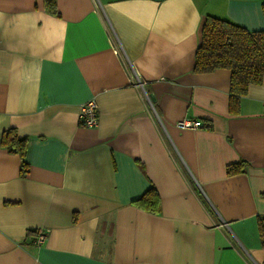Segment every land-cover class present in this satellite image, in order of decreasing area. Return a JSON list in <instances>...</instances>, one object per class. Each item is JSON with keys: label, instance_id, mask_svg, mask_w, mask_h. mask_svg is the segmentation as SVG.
Instances as JSON below:
<instances>
[{"label": "crops", "instance_id": "obj_1", "mask_svg": "<svg viewBox=\"0 0 264 264\" xmlns=\"http://www.w3.org/2000/svg\"><path fill=\"white\" fill-rule=\"evenodd\" d=\"M262 5L0 0V136H26L29 164L0 146V264H264V77L231 114L230 70H192L205 15L264 29ZM151 184L159 213L131 203Z\"/></svg>", "mask_w": 264, "mask_h": 264}, {"label": "trees", "instance_id": "obj_2", "mask_svg": "<svg viewBox=\"0 0 264 264\" xmlns=\"http://www.w3.org/2000/svg\"><path fill=\"white\" fill-rule=\"evenodd\" d=\"M43 7L47 12L59 15L56 0H43ZM199 34L192 70L210 72L216 68L229 69L228 111L237 114L248 85L258 84L264 77V29L249 30L232 20L205 15ZM0 146L19 156L20 175H26L29 170L25 159L27 137L19 135L15 128H7L1 133ZM248 165L245 160L229 163L225 167L226 174L242 172ZM131 203L150 213L161 210L159 194L152 184ZM256 224L260 245L264 248V212L256 214ZM28 233L34 234L35 230H28Z\"/></svg>", "mask_w": 264, "mask_h": 264}, {"label": "built area", "instance_id": "obj_3", "mask_svg": "<svg viewBox=\"0 0 264 264\" xmlns=\"http://www.w3.org/2000/svg\"><path fill=\"white\" fill-rule=\"evenodd\" d=\"M78 123L82 126L92 127L97 124L98 113H97V103L93 98H90L80 105L78 111ZM175 125L180 128H196L202 125L199 120H178ZM45 234L41 228H38L35 232V244H41L45 240Z\"/></svg>", "mask_w": 264, "mask_h": 264}, {"label": "water", "instance_id": "obj_4", "mask_svg": "<svg viewBox=\"0 0 264 264\" xmlns=\"http://www.w3.org/2000/svg\"><path fill=\"white\" fill-rule=\"evenodd\" d=\"M149 97H150V99H151L152 101H154V96H153V94H149Z\"/></svg>", "mask_w": 264, "mask_h": 264}]
</instances>
